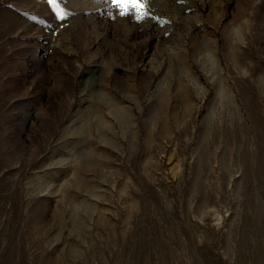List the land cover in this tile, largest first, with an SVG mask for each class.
<instances>
[{"label":"rangeland","instance_id":"1","mask_svg":"<svg viewBox=\"0 0 264 264\" xmlns=\"http://www.w3.org/2000/svg\"><path fill=\"white\" fill-rule=\"evenodd\" d=\"M0 0V264H264V0Z\"/></svg>","mask_w":264,"mask_h":264},{"label":"snow or ice","instance_id":"2","mask_svg":"<svg viewBox=\"0 0 264 264\" xmlns=\"http://www.w3.org/2000/svg\"><path fill=\"white\" fill-rule=\"evenodd\" d=\"M49 4L56 10V14L60 20L66 18L67 13L60 8L58 0H48ZM112 4L120 9L121 15L129 14L130 10L135 9L139 17H143L146 12V2L142 0H111Z\"/></svg>","mask_w":264,"mask_h":264}]
</instances>
